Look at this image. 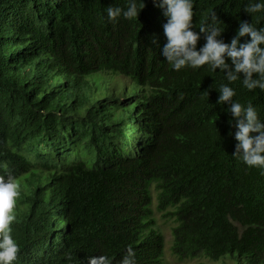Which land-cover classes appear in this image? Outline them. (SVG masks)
Here are the masks:
<instances>
[{
  "label": "trees",
  "instance_id": "trees-1",
  "mask_svg": "<svg viewBox=\"0 0 264 264\" xmlns=\"http://www.w3.org/2000/svg\"><path fill=\"white\" fill-rule=\"evenodd\" d=\"M248 2L195 0L193 27L199 31L216 13L229 42L241 20L264 27V11L249 13ZM127 4L0 0V99L10 105L0 110L9 122L0 126V163L10 160L6 175L29 170L16 176L13 234L21 250L14 264H88L90 255L104 253L119 264L129 246L136 264H170L153 219L155 194L159 211L176 219L170 246L179 260L264 264V169L233 155L236 128L218 103V87L232 84L236 98L251 101L262 118L264 90L207 65L173 68L162 55L167 17L157 0H145L135 18L107 17L108 6ZM25 38L47 41L56 53L39 85L58 93L52 98L31 102L21 89L32 76L25 63L17 65ZM86 65L118 71L131 79L129 90L112 91L100 77L96 102L87 92H62L59 75ZM139 119L147 133L136 142L128 129Z\"/></svg>",
  "mask_w": 264,
  "mask_h": 264
},
{
  "label": "clouds",
  "instance_id": "clouds-1",
  "mask_svg": "<svg viewBox=\"0 0 264 264\" xmlns=\"http://www.w3.org/2000/svg\"><path fill=\"white\" fill-rule=\"evenodd\" d=\"M194 3L195 0H157L158 6L167 17V22L163 25L167 40L163 44L162 55L177 70L186 66L197 68L207 65L213 72L219 69L225 73L228 81L242 79V84L247 89L264 90V27H258L246 19L241 20L236 34L229 42L223 37L225 25L216 13L211 14L210 22L199 26V31L195 30ZM144 7L145 0H128L127 7L111 5L106 8V12L107 17L115 22L121 16L128 19L137 17ZM245 8L249 13L264 11V0H249ZM202 33L206 42L197 47ZM154 41L159 44L158 38H154ZM16 42L14 39L11 40V43ZM19 49L17 65L25 63L27 71L31 68L32 72L30 81L27 79L20 81L21 89L30 101L37 102L42 95L52 98L51 96L58 94L57 92L46 94L39 88L45 80V69L56 64V53L49 42H32L25 38L19 41ZM9 61L8 59V65ZM115 72L118 71L112 68L99 69L97 65H86L73 68L71 72L63 71L56 82L62 92L70 93L74 97L87 92L91 100L96 102L102 98L94 90L95 84L101 82L100 77L103 81L104 77L108 78L109 83L105 84L104 81V85L103 83L101 85L109 87L112 91L124 87L123 92L126 94L129 90L127 86L131 79ZM218 90V103L222 106L227 105L226 110L231 115L229 123L236 128L234 135L238 143L233 155L250 167L264 169V118L251 101L244 103L236 98L237 89L232 84L221 83ZM9 108V103L4 105L0 99V110ZM142 119L135 122L134 128L128 129L129 137H136V142L147 133L145 129H140ZM1 125H9L2 116ZM8 161L10 160L0 163V264H14L21 250L20 243L13 234V223L17 220L18 198L21 195L20 182L16 176L22 172H29L22 169L16 176L11 172L6 175L3 170H7ZM158 231L161 233V230ZM200 258L211 259L206 256ZM88 264H113V258L106 253L90 255ZM119 264H136L135 250L131 246Z\"/></svg>",
  "mask_w": 264,
  "mask_h": 264
},
{
  "label": "rangeland",
  "instance_id": "rangeland-1",
  "mask_svg": "<svg viewBox=\"0 0 264 264\" xmlns=\"http://www.w3.org/2000/svg\"><path fill=\"white\" fill-rule=\"evenodd\" d=\"M154 215L153 218L156 222V229L161 230L166 237L167 245H166V255L165 258L169 261L170 264H232L227 259H220V260H211L206 258H199V259H193V260H179L177 257H175L172 254V247L170 246V240L172 238V227L176 224L175 219L171 216L165 217V212H160L158 209V201L157 196L155 194L154 196V204L152 206ZM172 211V208L167 209V213H170Z\"/></svg>",
  "mask_w": 264,
  "mask_h": 264
}]
</instances>
